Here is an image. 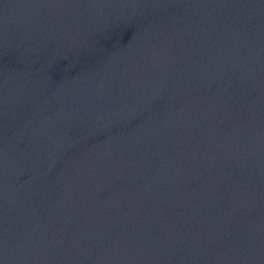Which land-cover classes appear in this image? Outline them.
<instances>
[{
    "label": "water",
    "instance_id": "obj_1",
    "mask_svg": "<svg viewBox=\"0 0 264 264\" xmlns=\"http://www.w3.org/2000/svg\"><path fill=\"white\" fill-rule=\"evenodd\" d=\"M0 264H264L255 0H0Z\"/></svg>",
    "mask_w": 264,
    "mask_h": 264
}]
</instances>
